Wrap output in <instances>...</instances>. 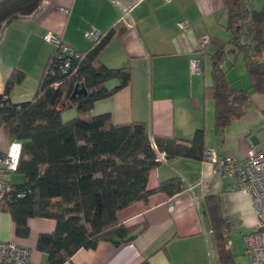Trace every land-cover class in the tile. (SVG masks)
I'll list each match as a JSON object with an SVG mask.
<instances>
[{"label": "crops", "instance_id": "obj_1", "mask_svg": "<svg viewBox=\"0 0 264 264\" xmlns=\"http://www.w3.org/2000/svg\"><path fill=\"white\" fill-rule=\"evenodd\" d=\"M254 9L264 8V0H250ZM61 8H67L64 12ZM128 16L122 19L125 12ZM189 26L181 30L178 22ZM223 0H44L32 14L18 16L6 23L0 37V95L15 70L23 80L10 93L14 103L34 98L45 67L56 45L45 39L49 32L80 53H87L93 41L88 32L106 35L121 26L101 54L111 68L129 66L130 86L114 96L98 101L92 115L109 113L115 124L147 123L155 134L191 139L198 128L208 132L207 149L220 156L244 158L252 144L264 149V94L252 92L245 115L224 129L216 130L215 103L204 97L212 84L206 79L207 54L214 51L210 42L203 49V38H231L225 27ZM202 70L194 73L193 60ZM224 68L237 88L251 85L243 56H230ZM117 81L109 82L114 86ZM63 121L77 115L75 108L62 110ZM21 142L11 140L0 114V154L19 157ZM180 177L185 189L169 195L156 190L162 181ZM11 183L25 181L22 174L11 173ZM193 185V191L188 186ZM148 188L155 190L118 212L127 225L146 222L137 236L119 246L102 240L96 248H81L64 264H139L150 258L152 264H220L213 232L204 212L208 195L221 198L223 214L232 229L253 232L257 218L251 195L234 186L231 179L213 172L203 160L174 158L153 168ZM173 206V208L171 207ZM27 236L16 232L11 214L0 210V241H14L30 249V264H49L47 254L37 246L41 233L56 227L51 218H31ZM231 244V242H230ZM233 254V253H232ZM234 256V255H233Z\"/></svg>", "mask_w": 264, "mask_h": 264}, {"label": "trees", "instance_id": "obj_2", "mask_svg": "<svg viewBox=\"0 0 264 264\" xmlns=\"http://www.w3.org/2000/svg\"><path fill=\"white\" fill-rule=\"evenodd\" d=\"M44 0H0V37L7 22L34 13ZM227 41L209 39L212 84L204 97L215 103V127L221 130L247 111L252 92L264 94V8L254 9L250 0H223ZM115 28L94 43L72 67L73 74L61 72V61L49 59L33 99L14 103L12 89L24 78L13 71L0 95V114L8 137L21 142L14 172L25 181L9 183L11 189L0 199V210L9 212L16 232L27 236L31 218H51L56 227L41 233L37 246L49 264H64L81 248H96L102 240L119 246L144 231L147 223L127 225L118 212L155 190L148 188L153 168L166 160H203L208 132L198 128L191 139L155 134L144 122L115 124L109 113L92 115L95 103L130 86L129 66L111 68L100 57L118 32ZM205 51L206 49L203 48ZM243 56L251 85L237 88L224 65L228 58ZM117 83L110 86L109 82ZM61 82L57 87L53 84ZM86 92L72 97L76 88ZM75 108L77 115L63 121L62 110ZM180 177L162 181L158 191L174 195L184 190ZM204 212L209 219L220 264H236L231 251V223L224 217L221 198L208 195ZM139 264H152L150 258Z\"/></svg>", "mask_w": 264, "mask_h": 264}, {"label": "built area", "instance_id": "obj_3", "mask_svg": "<svg viewBox=\"0 0 264 264\" xmlns=\"http://www.w3.org/2000/svg\"><path fill=\"white\" fill-rule=\"evenodd\" d=\"M170 1V0H168ZM68 12L67 8H61ZM126 11L122 19L127 18ZM181 30H185L189 24L187 21L178 22ZM104 35L98 32H88L86 37L98 43ZM45 39L56 45L54 56L61 61L60 69L64 74H73L77 70L72 65L84 57L73 47L65 44L60 37L49 32ZM209 43V38L201 40L202 47ZM192 71L199 73L202 70L201 63L195 59L191 64ZM61 82L57 81L53 85L57 87ZM158 160L165 161V155L159 154ZM204 162L212 165L213 172L225 176L232 180L234 186L247 191L253 200V206L257 218L256 229L244 237L245 249L252 264H264V149H258L254 144L248 150V155L244 158H237L230 155L220 156L213 149H206ZM16 169V160L7 153L0 154V199L4 197L11 185L9 177ZM194 186L189 185L188 190L193 191ZM173 208V206H171ZM0 264H30V249L14 241H0Z\"/></svg>", "mask_w": 264, "mask_h": 264}, {"label": "rangeland", "instance_id": "obj_4", "mask_svg": "<svg viewBox=\"0 0 264 264\" xmlns=\"http://www.w3.org/2000/svg\"><path fill=\"white\" fill-rule=\"evenodd\" d=\"M212 61L209 54H207L206 70L205 75L206 79H212L211 76ZM231 251L234 255L236 264H252L251 260L246 253L243 230H231Z\"/></svg>", "mask_w": 264, "mask_h": 264}, {"label": "water", "instance_id": "obj_5", "mask_svg": "<svg viewBox=\"0 0 264 264\" xmlns=\"http://www.w3.org/2000/svg\"><path fill=\"white\" fill-rule=\"evenodd\" d=\"M86 92V89H85V87H79V86H76V88H75V90H74V92H73V94H72V97H76L77 95H79V94H82V93H85Z\"/></svg>", "mask_w": 264, "mask_h": 264}]
</instances>
